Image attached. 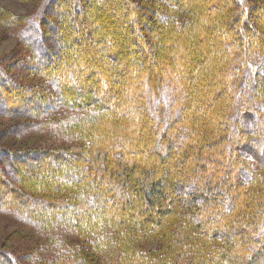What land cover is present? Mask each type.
I'll list each match as a JSON object with an SVG mask.
<instances>
[{
    "label": "trees",
    "instance_id": "trees-1",
    "mask_svg": "<svg viewBox=\"0 0 264 264\" xmlns=\"http://www.w3.org/2000/svg\"><path fill=\"white\" fill-rule=\"evenodd\" d=\"M95 3L0 9L27 52L0 62V117L60 141L0 145L30 264H264V0Z\"/></svg>",
    "mask_w": 264,
    "mask_h": 264
},
{
    "label": "rangeland",
    "instance_id": "rangeland-1",
    "mask_svg": "<svg viewBox=\"0 0 264 264\" xmlns=\"http://www.w3.org/2000/svg\"><path fill=\"white\" fill-rule=\"evenodd\" d=\"M139 5L149 6L151 0H134ZM161 1V0H158ZM41 0H0V9H5L15 15H32L38 9ZM101 2V0H96V3ZM92 7H89L85 11V16L92 15L95 17ZM107 11L106 5L102 9ZM97 13H101L100 11ZM151 15L150 13L146 12ZM253 15H262L264 16V10L259 9L253 12ZM154 20L160 19L153 17ZM1 21V19H0ZM248 33L249 30L247 29ZM19 29H10L5 27L0 22V62L5 64L13 63L24 53H27L25 48H21L19 39H18ZM100 42L95 46V49H99ZM165 51H162V53ZM128 56L137 58V62L140 60L139 55H136L134 52H129ZM182 58V57H181ZM86 60H90L89 57ZM186 60V57H184ZM159 65V63L157 64ZM114 66V65H113ZM83 68V65H81ZM183 74V73H182ZM88 75H84L86 78ZM110 76H115L118 78L115 72H111ZM92 76L89 75L87 78L90 79ZM86 78V79H87ZM121 81L118 79L116 82L111 83L112 91L115 89L121 88ZM111 91V92H112ZM113 94V93H111ZM115 94V93H114ZM116 95V94H115ZM32 123L31 120H25L22 118H5L0 117V145L13 149V150H27V149H36V148H45L46 145L57 143L54 137L51 136L49 130L35 128H21L20 124ZM94 211L91 209V215L89 217L92 220H95L92 215ZM43 242L42 237L36 232L32 227L24 225L22 221L13 214H0V248L8 249L10 252L17 254L18 256H23L25 264L31 263V255L36 253ZM79 242V240H78ZM159 239H155L151 243L147 244L146 249H154L159 247ZM0 263H2L0 261Z\"/></svg>",
    "mask_w": 264,
    "mask_h": 264
}]
</instances>
